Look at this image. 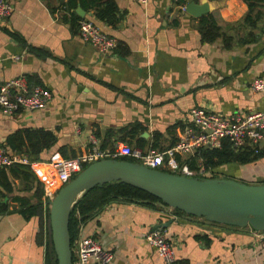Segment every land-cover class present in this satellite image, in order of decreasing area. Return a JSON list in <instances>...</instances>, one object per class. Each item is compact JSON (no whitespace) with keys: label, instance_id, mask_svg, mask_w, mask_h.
I'll use <instances>...</instances> for the list:
<instances>
[{"label":"crops","instance_id":"0c3cea01","mask_svg":"<svg viewBox=\"0 0 264 264\" xmlns=\"http://www.w3.org/2000/svg\"><path fill=\"white\" fill-rule=\"evenodd\" d=\"M8 1L11 15L0 19V85L24 75L29 85H41L51 95L41 109L12 114L0 110V145L8 135L28 128L53 131L56 142L31 161L38 191L12 176L13 190L0 195L7 205L0 213V264H45V213L41 220L31 206L41 197L45 208L60 187L49 161L59 148L74 156L86 151L90 135L103 144L110 133L107 149L119 142L134 147L142 143L140 148L148 149L155 140L152 149L163 150L177 141L194 106L225 117L264 110V91L250 88L254 79H264V17L255 28L246 25L244 0H193L205 6L204 14H212L220 27L210 42L202 40L200 16L182 12L175 0L143 5L115 0L121 15L115 28L78 4V16L117 38L119 49L110 52L79 36L78 24L72 26L73 17L62 7L66 0ZM135 123L144 129L132 133ZM156 133L161 136L155 138ZM259 148L260 156L251 163H228L213 172L246 183L264 182V140ZM162 223L180 264L264 261V230L214 223L157 203L126 201H113L92 214L80 227L73 249L80 238L93 235L113 252L109 264H163L145 240Z\"/></svg>","mask_w":264,"mask_h":264},{"label":"built area","instance_id":"2783aa9c","mask_svg":"<svg viewBox=\"0 0 264 264\" xmlns=\"http://www.w3.org/2000/svg\"><path fill=\"white\" fill-rule=\"evenodd\" d=\"M139 4H146L148 0H133ZM179 3L182 12H186L183 0ZM181 1V2H180ZM12 5L8 0H0V19L11 15ZM79 36L86 42L97 46L104 52L113 51L118 46L116 37L102 30L94 21L82 18L78 22ZM253 91H264V79L256 78L250 83ZM50 91L41 85H29L24 75L5 81L0 85V110L4 114H12L19 110H37L44 108L50 99ZM223 139L229 140L235 149L245 145L253 146L255 153L259 152V145L264 140V110H254L246 114L223 116L203 106H194L189 111V122L186 123L178 135L177 141L163 150L152 148L142 149L126 142H119L114 149L101 148L100 140L94 135L88 139L86 151L74 156L61 158L52 162L60 185H64L74 178L85 166L103 158L131 157L136 162L147 167L162 169L188 177L211 176L198 160V167L191 168L183 158L193 155L202 148L219 147ZM15 162L31 163L24 156L9 153L0 145V168ZM53 198L51 195L48 202ZM145 240L162 259L163 264H180L176 257L175 247L167 238L163 230H152L145 236ZM74 264H109L113 259V252L105 249L96 236L89 235L80 238L75 248ZM220 264V263H212ZM264 264V261L261 263Z\"/></svg>","mask_w":264,"mask_h":264},{"label":"water","instance_id":"95a60500","mask_svg":"<svg viewBox=\"0 0 264 264\" xmlns=\"http://www.w3.org/2000/svg\"><path fill=\"white\" fill-rule=\"evenodd\" d=\"M186 11L199 17L205 6L188 0ZM83 15L85 11L77 8ZM148 137V132H143ZM120 181L159 198L172 209L205 217L218 224L264 230V182L246 183L234 178L188 177L147 167L136 161L103 158L85 166L50 200V234L57 264H74L69 230L70 213L80 196L96 185ZM166 223L153 230H163Z\"/></svg>","mask_w":264,"mask_h":264},{"label":"trees","instance_id":"16d2710c","mask_svg":"<svg viewBox=\"0 0 264 264\" xmlns=\"http://www.w3.org/2000/svg\"><path fill=\"white\" fill-rule=\"evenodd\" d=\"M183 1L186 2V0ZM244 2L248 7V12L245 16L244 23L251 28H255L257 23L264 17V0H244ZM78 4L83 8L93 9L95 17L108 26L115 28L121 20V15L115 0H66L62 4V7L66 11L70 12L71 16L73 17L74 21L72 20V26H76L79 20L82 19V17L78 16L74 12ZM198 29L201 33L202 40L206 42L213 41L219 36L220 27L217 24L214 16L210 13L200 16L198 21ZM251 38L253 39V36H251ZM229 41L230 38L226 37L225 42L228 43L227 46H229ZM135 129L143 130L144 126L139 123H135L131 126V132L134 133L133 130ZM160 136L161 135L159 133H156L155 138H159ZM109 138H111L110 133H108V141ZM107 140H104L103 144L101 142L102 149H104L105 145H107ZM55 142L56 134L53 131L42 128H28L17 130L14 133L8 135L5 142L6 146H4L7 147V150L9 149V153H12L13 151L21 152L22 155H25L31 162L35 158H39L43 151L49 150L55 144ZM140 146H143V144L140 143ZM156 147L157 142L154 140L152 148ZM65 151V147L59 148V150L50 157L49 161L55 162L61 158L68 157L65 155ZM259 153L260 152L255 153V150L251 145H245L242 148L235 149L232 147L229 140L223 139L219 147L202 148L193 155L183 158L182 161L185 160L191 168H196L198 167V159L201 158L200 160L204 169L212 173L213 175L211 174V176L217 177L213 172L215 168L228 163H251L260 156ZM119 159L135 161L131 157H120ZM12 176L29 181L34 185L37 191L39 190L38 188H41L39 181L35 179L31 163L25 164L21 162H15L0 168V187L3 190L0 192V195L8 194V192L13 190L14 184ZM200 177L204 178V176ZM61 186L63 185H60L59 189ZM113 201L137 202L146 204L148 206H154L157 203L168 207L159 198L124 182L112 181L94 186L80 196L70 213L69 230L71 236L73 261L75 260L73 247L76 239L78 238L80 227L92 214ZM46 202L47 203L44 208L43 199L39 197V201L32 205L31 209L33 213L41 218V220L45 213L47 237L45 264H57V257L52 245L50 234V202ZM6 209L7 205L0 199V213H3L6 211ZM172 210L175 213L187 214L179 209Z\"/></svg>","mask_w":264,"mask_h":264},{"label":"rangeland","instance_id":"374dc122","mask_svg":"<svg viewBox=\"0 0 264 264\" xmlns=\"http://www.w3.org/2000/svg\"><path fill=\"white\" fill-rule=\"evenodd\" d=\"M210 175H211V174H210ZM212 175H213V174H212ZM217 175H218V174H217ZM217 175H216V176H217ZM217 177H221V178H223V176H222V175H221V176H217Z\"/></svg>","mask_w":264,"mask_h":264}]
</instances>
